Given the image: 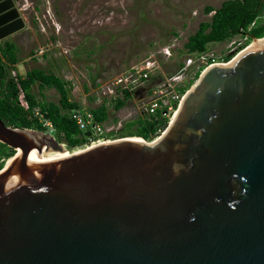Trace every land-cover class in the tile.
I'll return each mask as SVG.
<instances>
[{
    "label": "water",
    "instance_id": "water-1",
    "mask_svg": "<svg viewBox=\"0 0 264 264\" xmlns=\"http://www.w3.org/2000/svg\"><path fill=\"white\" fill-rule=\"evenodd\" d=\"M24 27L19 1L0 0V40ZM254 41L204 68L154 141L34 163L70 149L0 118V142L21 151L0 169V264H264V36Z\"/></svg>",
    "mask_w": 264,
    "mask_h": 264
},
{
    "label": "rangeland",
    "instance_id": "rangeland-1",
    "mask_svg": "<svg viewBox=\"0 0 264 264\" xmlns=\"http://www.w3.org/2000/svg\"><path fill=\"white\" fill-rule=\"evenodd\" d=\"M222 1L19 0L25 27L0 41L16 45L20 75L35 67L51 71L71 82V99L87 108L93 104L92 96L101 95L97 79L104 84L151 54L160 62L161 72L151 73L145 87L154 88L160 80L176 74L179 63L186 60L183 43L187 36L212 14L204 12L205 6L217 8ZM244 41L237 35L226 42L209 44L208 49L232 58ZM193 65L196 64L190 65L178 82L186 83L195 71ZM37 96L45 101L58 100L53 88H45ZM141 99L140 94L131 97L118 110L110 106L109 119H116L114 123L122 121L124 127L139 117ZM90 145L87 141L69 151Z\"/></svg>",
    "mask_w": 264,
    "mask_h": 264
},
{
    "label": "trees",
    "instance_id": "trees-1",
    "mask_svg": "<svg viewBox=\"0 0 264 264\" xmlns=\"http://www.w3.org/2000/svg\"><path fill=\"white\" fill-rule=\"evenodd\" d=\"M204 12L212 14L208 20L198 24L194 33L187 36L183 43L186 54L206 51L209 44L226 42L237 35L245 37L239 48L241 49L252 38L264 36V0H223L217 8L205 6ZM230 58L231 55L226 56V60ZM18 62L16 45L9 40L0 41V118L11 126L51 130L57 141L65 144L67 149H75L85 144L88 141L87 136L70 116L71 110L81 108L77 101L71 99V82L51 71L36 67L20 75L16 67ZM182 66L183 63H179V68ZM12 71L15 72L14 76ZM201 71L202 68L195 71L182 84V93L192 85ZM34 86H37L36 91ZM45 88H53L57 92V102L38 98L37 94L42 95ZM20 93H23L27 107L20 104ZM129 98L130 94L125 92L123 97L112 100L111 105L118 110ZM89 110L96 122H102L108 117L109 108L105 103ZM160 124L164 126L166 120ZM157 126V120L139 116L119 129L118 137L137 135L148 139ZM14 152V149L0 142V169Z\"/></svg>",
    "mask_w": 264,
    "mask_h": 264
},
{
    "label": "built area",
    "instance_id": "built-area-1",
    "mask_svg": "<svg viewBox=\"0 0 264 264\" xmlns=\"http://www.w3.org/2000/svg\"><path fill=\"white\" fill-rule=\"evenodd\" d=\"M247 45H245L243 48H245ZM243 48L238 49L235 53H238ZM167 52L169 53V50H167ZM229 60H226L225 56L223 57L218 53H215L214 50L209 49L200 53H187L183 66L179 68L176 74L170 75L169 77H166V79L164 78L163 80H160L157 82V85L154 88L152 87L151 89H148L145 87V83L148 81L151 73L161 72L160 62L151 54V56L149 55L139 63L130 65L124 71L114 76V78L108 80L104 84L102 79H97L96 87L98 88V91L101 93V95L97 94L90 98L93 103L92 106L71 110L70 116L82 132L90 131V135L87 136V139L91 145L113 140L119 138L117 134L119 129L122 128V121L114 123L113 121H116V119L112 120L107 117V119L102 122H96L89 108H95L96 106L103 103H105V105L109 108L112 106V100L116 99L117 97H123L125 92L130 94V98L138 97L140 94V97L143 98L141 99L143 102L141 103L142 112L139 113V116L142 118L157 120L158 123V126L151 137L146 139L147 141H154L164 132L167 125L172 120L185 92L187 91L186 90L184 93H182L180 91V87L182 86L183 82H178V79L184 75L186 69L190 65L196 64L191 67L197 71L212 64L225 63ZM195 71H193V74ZM190 72L191 71H189V73ZM12 75H15L14 71H12ZM159 76L162 78L161 73ZM19 102L24 107H27V104L23 99V93H20L19 95ZM164 119L166 120V124L163 126L160 123ZM46 125L50 126L49 123H46ZM48 132L51 133V130Z\"/></svg>",
    "mask_w": 264,
    "mask_h": 264
},
{
    "label": "bare ground",
    "instance_id": "bare-ground-1",
    "mask_svg": "<svg viewBox=\"0 0 264 264\" xmlns=\"http://www.w3.org/2000/svg\"><path fill=\"white\" fill-rule=\"evenodd\" d=\"M3 40V39H2ZM257 41V40H256ZM256 41L252 42L250 45H253L256 43ZM249 45V46H250ZM226 63H222V64H227ZM81 150H75L73 152H70L69 150H64L62 152H58V151H53V152H42V153H36L34 154L33 157V162L34 163H48V162H52V161H56L58 159L67 157L69 155H72L73 153H77ZM21 151L20 150H16V152L11 155L7 160L5 165H9L10 163H12L17 157H19Z\"/></svg>",
    "mask_w": 264,
    "mask_h": 264
},
{
    "label": "flooded vegetation",
    "instance_id": "flooded-vegetation-1",
    "mask_svg": "<svg viewBox=\"0 0 264 264\" xmlns=\"http://www.w3.org/2000/svg\"><path fill=\"white\" fill-rule=\"evenodd\" d=\"M19 1V0H18Z\"/></svg>",
    "mask_w": 264,
    "mask_h": 264
}]
</instances>
